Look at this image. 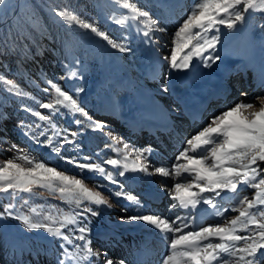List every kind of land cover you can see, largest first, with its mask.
<instances>
[{"label": "snow or ice", "instance_id": "1", "mask_svg": "<svg viewBox=\"0 0 264 264\" xmlns=\"http://www.w3.org/2000/svg\"><path fill=\"white\" fill-rule=\"evenodd\" d=\"M112 3L127 11L118 18L115 13L109 18L122 27L135 22L137 31L142 32L149 44L158 43L159 38H153L155 32L167 31V28L159 26V19H154L149 10L138 6V0H112ZM10 10L15 14L11 0H0V14L7 15ZM51 12L68 27L78 26L87 30L86 34H94L119 52L131 51L125 43H118L102 31L95 21L89 22L71 6L51 7ZM254 13L264 15V0H195L191 12L186 14V18L174 32L170 56L163 59L173 70H189L194 59H198L205 68H211L222 59L217 52V45L221 42V26L227 32L238 30ZM23 38V33L13 35L10 29L0 37V44L8 46L6 51L13 52L18 47L16 40ZM75 63L79 64V61ZM66 76L75 78L78 72L69 68ZM46 82L49 87L43 91L49 93L51 98L48 102H37L32 93L7 79L6 74L0 73V90L18 98H27L36 104V108L25 104L21 107L38 118L40 123L20 120L16 127L26 138L47 146L58 156L65 144L80 147L75 139L70 140L67 135L58 139L62 133L53 117L60 108L68 109L73 115L79 113L86 118L87 127L108 137L111 143L105 144V147L115 152L117 158H108L99 163L92 162L87 156L83 157V163H79L76 157L62 158L67 163L75 164L82 172L87 170L98 174L121 189L112 195L129 201L135 206L136 214L128 215V207L123 208L119 223H143L167 241L168 254L161 258L159 264H264V96L256 97L258 107L257 103L240 100L219 114H213L205 126L186 140L175 163L155 167L151 163L153 150L150 147L136 148L112 131L104 121L93 120L78 100L69 91L63 90L59 83L52 80ZM76 91L81 92L83 89ZM247 95L244 93V96ZM37 109H47L50 112L45 115ZM0 116L3 114L0 113ZM74 122L81 125L83 131L85 121L77 119ZM4 132L5 135L0 136V148L8 141L7 129ZM79 134L70 133L73 138ZM41 137L44 139L41 140ZM11 147L16 154L0 163V197L9 199V203L0 211V219L10 217L29 232L43 230L58 239L59 247L51 251L55 264H94V261L95 264H127L125 259L115 260L108 256L107 251L94 249L89 239L92 229L88 217H97L100 213L93 211L91 207H83L84 204L108 209L113 207L103 192L96 190L102 186L97 184L95 189L91 188L85 183L87 177L78 178L79 173L67 175L57 167L37 161L17 145L13 144ZM104 165H111L116 171H109ZM129 172L185 181L175 182L171 187L161 184L159 189L167 192L173 201L169 205L170 213L175 214L179 209L186 215L177 214L172 219L171 216L160 213L144 214L145 205L140 198L124 191V186L117 178ZM244 188L253 190L251 198L240 195ZM39 189L58 197L65 203L67 210L41 204L21 211L16 203L23 200L21 194L47 200ZM205 193H212L213 196L205 197ZM224 193L232 195L235 202L232 208H226L216 201V197L223 200ZM23 203L27 205L29 202L25 200ZM202 204L207 205L212 210L211 214L220 220L206 226L197 225V218L193 214ZM228 212H235L237 215L229 220L226 217ZM190 228L195 230H189ZM23 251L20 250L21 255ZM13 254H16L15 249ZM48 254L47 251H37L34 259L38 261L40 255Z\"/></svg>", "mask_w": 264, "mask_h": 264}, {"label": "rangeland", "instance_id": "2", "mask_svg": "<svg viewBox=\"0 0 264 264\" xmlns=\"http://www.w3.org/2000/svg\"><path fill=\"white\" fill-rule=\"evenodd\" d=\"M84 2L85 5L79 9L78 14L89 22L95 21L102 31L108 33L118 43H125L131 51L119 52L117 49L111 48L106 41L89 33V39L98 38V42H94V40L89 41L84 38L79 39L75 36L74 40L76 39L79 44L78 46H72L74 47V51L69 53V55L64 52L58 55L55 52L57 48L55 41L47 35L43 36L37 30L32 29L36 37L46 43V46L32 43L29 50L31 55L21 58L22 65L12 57L13 55L7 56V58L5 52H1L0 48V73L6 74L7 79L15 81L25 91L32 93L36 97L37 102H48L51 98L49 93L43 91L44 88L49 87L46 82L47 80L59 83L63 90L69 91V94L78 100L81 107L88 112V115L93 120L104 121L112 131L122 136L128 143L138 149H143V145L135 143L130 139L129 135L131 134L124 132V128L115 125L114 117L118 118V115H121L123 112L122 108L127 107L122 103L123 97L130 98V100L132 99L138 103H143L147 101L144 95L151 96L167 112L182 115L181 108L174 104L177 96L168 95L169 88H171V76L174 70L169 67L163 58L170 56L171 48L173 47L174 32L179 26V23H182V20L186 18V14L191 12L195 0H138V6L143 7L144 10H149L153 14L154 19H159V26L167 28V31L164 33L155 32L153 34L154 39L159 38L156 44H149L146 41L142 32L137 31L135 22L123 27L115 24L109 17L115 13L118 18L127 10L119 9L112 3V0H105L103 8L97 7L90 0H84ZM11 3L16 12L19 5H21V0H11ZM140 27L143 26L141 25ZM77 29L79 31L83 30L79 27ZM23 33L26 41L29 42L31 37H29L26 31H23ZM233 36L236 37L235 40L237 41L234 40L231 42L234 39ZM227 42L230 44L227 45ZM226 46L231 51L239 50L241 53L245 52L239 57L240 59L246 58L249 60V62H247L248 60L245 61V64H256L257 69H264V15L260 13L252 14L243 26L232 32H227L221 26V42L217 45V49L220 47L226 48ZM77 60L79 64L75 63ZM69 68H74L78 72V76L68 78L66 73ZM241 73L243 74L244 72ZM166 76L168 79H165ZM61 77H65V79H60ZM117 82L120 84L119 90L116 88L113 89ZM77 89H83V91L77 92ZM163 89L167 90L164 91ZM245 92L244 90L236 91L238 97L235 100L231 99L228 106L234 102L244 100L245 102L257 103L258 107L256 97L264 96V88H260L257 92L253 93L247 92V94L251 93L250 96H244ZM51 95H54V93H51ZM109 102L113 105V110H107L109 107L111 108ZM22 104L36 108V104L31 100L18 98L0 90V113L3 114V116H0V136H4V129H7L6 135L8 138L7 143L0 148V163L13 158L16 153L11 146L15 144L37 161L48 163L50 167H57L59 171H65L67 175L71 176L79 173L78 178L87 177L85 183L91 188L95 189L97 184H100L102 187L106 184L94 178L95 176H91V174H97L87 170L82 172L75 164L67 163L62 156L76 157L79 163L85 162L83 160L85 156L90 157L92 162L96 163L98 162L94 158H100L103 161L108 158H117L115 152L105 147V144L111 143L108 137L87 127L86 118L79 113L73 115L68 109L60 108L59 112L53 117L54 122L58 126V130L62 133L58 139H62L64 135H67L70 140L75 139L80 147L76 148L73 144H65L61 155L58 156L47 146L37 144L31 139L26 138L16 127L20 120H24L26 123L33 121L40 123L38 118L33 117L30 113L23 110L21 107ZM102 105H105V107ZM121 106L123 107L121 108ZM215 107L216 104L211 105L210 109ZM37 110L45 115L50 112L47 109ZM105 110H107L106 113H100L102 111L105 112ZM212 115L213 112L207 114L205 117L210 118ZM77 119L85 121L83 131H81L82 126L74 122ZM71 132H78L80 134L73 138L70 135ZM49 135H51V132H49ZM40 139L43 140L44 137ZM94 141L95 143L93 144ZM167 148L168 151L163 152H170L176 158L178 155L176 149L173 146H168ZM79 157H82V159H78ZM174 160L166 156L160 160L154 159L151 163L155 167L171 166L175 162ZM262 167H264V164H262ZM164 178L162 177V179ZM162 179H159L160 184H167L168 187H171L175 182H182L179 178L171 179L167 182ZM107 185L110 187V184ZM96 190L102 191L104 196L108 197L109 202L113 205L112 208L117 206L115 201H112L110 198L111 192H106L102 188ZM38 191L47 200L36 196L30 197L28 194H21L23 200L16 202L17 207L21 211H27L30 206L44 204L46 206L55 205L67 210L65 203L58 197L50 196L43 189H39ZM126 192L132 194L130 190ZM242 193L241 196L248 195L251 198L253 190L246 188ZM25 200L29 202L27 205L23 203ZM8 203L9 199L7 197H0V211H3L4 206ZM234 204L235 202L233 201L223 206L232 208ZM83 207H91L95 210L92 205L87 203ZM233 217L229 218V220ZM120 218L121 216H115L112 217V220L119 222ZM214 218L219 219V217ZM156 235L159 236L158 233ZM37 238L38 241L47 239L48 242L53 244V249L59 247L60 241L49 236L43 230L29 232L15 219L10 217L0 219V264H36V259H34L35 253L29 251L30 248H34L33 241ZM93 248L102 250L96 243H94ZM14 249L16 250L15 255L13 254ZM21 249L24 250L22 255L20 254ZM26 257L28 262H26Z\"/></svg>", "mask_w": 264, "mask_h": 264}, {"label": "bare ground", "instance_id": "3", "mask_svg": "<svg viewBox=\"0 0 264 264\" xmlns=\"http://www.w3.org/2000/svg\"><path fill=\"white\" fill-rule=\"evenodd\" d=\"M233 38L234 39L231 42H233L236 39L235 36H233ZM228 42L226 43L227 45L230 44ZM217 52H219L222 59L221 61H218L215 64H213L211 68H205L198 59H194L193 66L189 70H183V71L174 70V72L172 73L171 83H170L171 88H169L168 95L171 96L176 95L185 100L183 107H181L178 100H175L174 104L177 107L178 106L181 107L182 118L188 119V121L191 123L189 129L185 132V137L179 138L177 142L172 144V146L176 149L177 153H179V151H181L182 148L185 146V140L190 138L192 135H194L198 130H200L203 126H205L206 122L210 120L209 117H204V115L209 113L208 107L214 104L215 102H217L220 99V95H221L219 94V92L218 93L214 92V89H217L218 87L220 89H223L222 91L225 93L226 92L225 84H227L226 80H236L238 76H240L241 74L240 72H244L247 73V75H250L248 84L252 85L258 81L256 89H254L251 93L257 92L261 87H264V83H262V79H264V75H261L258 78H256V74L254 75L256 64H253V67L250 66L247 67V65L244 64V61L239 58L245 52L241 53L239 52V50L231 51L229 50L228 46H226V48L223 47L218 48ZM249 65L252 64L249 63ZM240 66H242V68H240ZM223 80L225 84L223 83ZM119 85L120 84H118V82L115 83L113 89L116 88L119 90L120 88ZM237 94L234 91L230 93L227 99L222 104V106L219 107L218 109H215L213 111V114H219L221 111H223L225 107H227L230 104L231 99L235 100L238 97ZM250 94H248L247 96H250ZM144 97L145 100L147 101H144L143 103L142 102L138 103L133 101L132 99L130 100V98L123 97L122 103H124V105L127 107L122 108L124 105L121 103L123 105L121 106L123 111L122 112L123 121L121 122L118 120L120 117L118 118L114 117L115 125L121 128H123V125H125V129L127 128L128 130H131V128H128V123H126V121L132 122L133 119L136 120L138 119V121L141 123L140 125H146L144 123L148 124L149 122L146 121L148 120V118L150 119V117L155 118L156 116L158 118H162V117L166 118L169 115L161 106H159L155 102V100L151 96L144 95ZM127 100L129 101L127 102ZM109 105L111 106V108L109 107L107 110H113V105H111L110 102ZM102 106L105 107V105ZM107 110H105V112L102 111L100 113H106ZM138 138L139 139H134V142L140 143L143 140L142 137H138ZM95 141L93 142V144L95 143ZM166 156L169 159H175V157L169 152L166 153ZM78 159H82V157H79ZM94 160H97L98 163L103 161L100 160V158H94ZM104 166L106 167V169L109 168L107 169L109 171H113V172L116 171V169H114L111 165H104ZM140 175L145 177V180L139 183L140 185L153 187L154 194L160 191V189L156 187L154 183L151 182L154 179L155 180H157V178L159 179L160 178L159 175L155 176V178L152 179L149 176L142 175V173L129 172L126 173L125 176L117 177V178L119 179L120 183L124 186L123 189L124 191L127 190L133 191L136 188H138L139 185L137 184L134 185L133 183H131L132 179H135L138 176L140 177ZM94 176H96L94 178L103 181L106 184H110V188L104 191L111 192L110 198L112 201L113 200L115 201L117 206L108 209L105 208L104 206L92 205L93 208L95 209L93 211L100 213V215L97 217H91V216L88 217V219L91 220L90 227L92 231L89 234V239L92 242V247H94V243H96L102 249L99 251L101 252L107 251L108 256L115 260L125 259L127 261V264H146V263L159 264L161 258L168 254L167 241L157 238L156 231L148 226H145L143 223L133 222L130 224H121L117 221H113L112 217L121 216L122 210L125 207H128V212H127L128 215H135L136 213L134 209L130 208L131 205H127L126 203H123L124 202L123 198L114 197L112 195V193H114L115 191L121 190L117 185H112L111 183L100 177L98 174ZM171 179L172 178H164L163 180H166L167 182L168 180ZM182 182L184 181L182 180ZM245 189L246 188L241 190L240 195L243 194L242 191ZM162 192L164 194L162 195L161 200H158V206L162 210L159 212L160 214L164 216H171L172 219L173 216L176 215L177 213L178 215H182V216L186 215V213L183 210H179V209L176 211L175 214L166 212L167 209L169 211V205L172 204L173 201L169 198L167 192L164 191ZM148 193L150 194L151 192ZM158 195L159 194H156L153 199L150 197V195L149 197H144V198L155 201ZM204 196L211 197L213 196V194L205 193ZM222 196H223V201H225V204L234 201L232 199L231 194L224 193L222 194ZM216 198H218V200H221L220 197H216ZM144 205H145V208L143 209L144 214L150 213L155 210L152 204L148 202L144 203ZM76 210L80 211L81 209H76ZM211 212L212 210L209 209L207 205L202 204L198 206L197 211L193 214L197 218L196 224L206 226L207 224H214L218 220H220V219L212 220L213 216ZM236 214L237 213L235 212H228L226 213V217L227 219H229L235 216ZM189 230H195V229L190 228ZM39 245L44 250L46 249V251L47 250L51 251L50 244H46L43 241H38L36 247ZM116 249L124 250L125 253H120L116 251ZM150 251L151 254H149ZM45 259L46 257H44V255H40L39 260L38 261L36 260V264H53V263H48L49 261Z\"/></svg>", "mask_w": 264, "mask_h": 264}, {"label": "trees", "instance_id": "4", "mask_svg": "<svg viewBox=\"0 0 264 264\" xmlns=\"http://www.w3.org/2000/svg\"><path fill=\"white\" fill-rule=\"evenodd\" d=\"M90 1L101 8H103L105 4V0ZM83 5H85L84 0H21V5H19L15 14L13 11L7 15L0 14V37L6 35L11 29L13 35H18L26 31L31 38L29 42L26 41L25 36L22 40L17 39L16 44L18 47L13 52L6 51V47L8 46L4 45V47H2L3 44H0L1 52H5L6 57L13 55L12 57L21 64L22 57L31 55L29 50L32 43L46 46V43L36 37L32 29L37 30L38 33L43 36L47 35L53 39L58 48V50L57 48L55 49L58 55L62 52L69 55V53L74 51V47L72 46H78L79 44L76 39L74 40L75 36L79 39L84 38L89 41L94 40V42H98V38L89 39L90 35L89 33L86 34L87 31L84 29L79 31L77 26L69 28L67 25L60 22L59 18L55 17L51 12V7L63 8L65 6H71L75 8L78 13ZM11 16L13 17L11 18Z\"/></svg>", "mask_w": 264, "mask_h": 264}]
</instances>
